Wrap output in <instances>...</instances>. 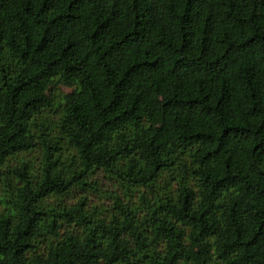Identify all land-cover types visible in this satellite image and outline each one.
<instances>
[{"label":"trees","instance_id":"1","mask_svg":"<svg viewBox=\"0 0 264 264\" xmlns=\"http://www.w3.org/2000/svg\"><path fill=\"white\" fill-rule=\"evenodd\" d=\"M0 264H264V0H0Z\"/></svg>","mask_w":264,"mask_h":264},{"label":"rangeland","instance_id":"2","mask_svg":"<svg viewBox=\"0 0 264 264\" xmlns=\"http://www.w3.org/2000/svg\"><path fill=\"white\" fill-rule=\"evenodd\" d=\"M64 91H68L69 89L67 87H62Z\"/></svg>","mask_w":264,"mask_h":264}]
</instances>
